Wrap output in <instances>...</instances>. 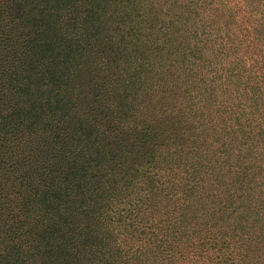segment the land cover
<instances>
[{
  "label": "trees",
  "instance_id": "1",
  "mask_svg": "<svg viewBox=\"0 0 264 264\" xmlns=\"http://www.w3.org/2000/svg\"><path fill=\"white\" fill-rule=\"evenodd\" d=\"M0 264H264V0L0 4Z\"/></svg>",
  "mask_w": 264,
  "mask_h": 264
},
{
  "label": "rangeland",
  "instance_id": "2",
  "mask_svg": "<svg viewBox=\"0 0 264 264\" xmlns=\"http://www.w3.org/2000/svg\"><path fill=\"white\" fill-rule=\"evenodd\" d=\"M4 1H5V2H8V0H0V4H3V3H4ZM122 208H124V207H121V209H122ZM130 215H132V214H129V216H130ZM128 225H131V223L129 222V223H128ZM131 229H133V230H134V228H131ZM141 230H142V228H141L140 226H138V228H137V231H139V232H140ZM224 247H226V244H225V246H224Z\"/></svg>",
  "mask_w": 264,
  "mask_h": 264
}]
</instances>
